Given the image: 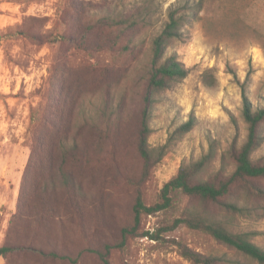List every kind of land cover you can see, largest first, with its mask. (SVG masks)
<instances>
[{"label": "rangeland", "instance_id": "rangeland-1", "mask_svg": "<svg viewBox=\"0 0 264 264\" xmlns=\"http://www.w3.org/2000/svg\"><path fill=\"white\" fill-rule=\"evenodd\" d=\"M143 1L0 0V247L17 243L12 229L30 156L31 109L42 102L43 96L49 99L48 91L54 88L51 77L56 73L54 60L59 55L73 56L71 66L91 64L86 66L95 74L88 81L87 95L96 97V102L101 95L98 91L108 89L107 86L124 95L123 117L116 126L108 128V140L103 145L88 127L80 129L81 150L76 163L70 161L68 165L90 198L88 241L76 231L69 232L62 241L60 230L55 229L52 239L66 247L61 253L65 258L23 250L8 259L0 256V264H19L25 255L31 264H191L179 254L178 242L200 253L225 254L242 264H255L212 237L186 226L161 231L191 211L211 213L234 230L254 233L253 241L264 248V199L241 187L235 188L234 200L251 207L244 215H233L175 191L173 207L145 216L139 236L121 246V230L130 219L134 203L128 179L141 166L134 140L148 84L149 44L164 27L170 7L187 1L204 3L199 20L187 27L189 38L173 41L166 51L165 58L176 55L190 73L184 80L160 91L156 98L149 144L151 148L166 145L167 148L145 186V202L148 205L158 202L164 184L175 177L183 164L200 160L213 140L218 144L217 160L205 170L203 177L214 176L223 161L227 173L234 171V160L228 152L235 139L241 146L248 134V126L241 118L244 82L254 107H264V0H154L153 26L135 33V47L129 46L127 37L118 41L112 49L115 53L106 44L104 27L98 25L86 37L82 33L90 25L89 13L79 16L71 12L73 22L66 16L71 5L86 12L89 6L99 11L111 7L123 12L141 6ZM76 20L81 28L75 24ZM69 25L77 50L73 45L48 43L50 34L65 33ZM17 28L38 33L45 42L38 44L24 36L3 38ZM87 47L89 51H84ZM192 113L197 126L169 144L170 135ZM262 130L264 137V125ZM253 160L264 164V142L253 154ZM252 183L264 188V179Z\"/></svg>", "mask_w": 264, "mask_h": 264}, {"label": "trees", "instance_id": "trees-1", "mask_svg": "<svg viewBox=\"0 0 264 264\" xmlns=\"http://www.w3.org/2000/svg\"><path fill=\"white\" fill-rule=\"evenodd\" d=\"M153 2L154 0H145L141 6L123 12L111 7L99 11L93 6H89V11L86 12L71 5L66 16L73 22L71 12L79 16H86L89 13L90 25L82 33L86 37V33L93 32L99 28L98 25L104 27L107 32V35H104L106 44L111 46L109 51L113 52L115 50L112 49H115L118 41L124 37L129 38V46L135 47L137 42L135 33L153 26ZM203 10V1L197 3L187 1L170 7L164 27L150 41L147 63L148 84L134 140L141 166L138 173L128 179L133 191L134 203L130 219L121 230L123 240L121 246H124L130 238L139 236L145 216L173 207L172 193L175 191L199 199L204 204L216 205L233 215H244L251 210L246 203L242 204L234 200L235 188L241 187L252 196L264 199V188L252 183L254 180L264 179V164L253 160V154L264 142L262 133L264 107H254L244 82L241 85L243 99L241 118L248 126V134L241 146H238L235 139L228 152L234 160V171L227 173L223 161L222 168L214 176L203 177L205 170L217 160L218 144L213 140L208 152L200 160L183 164L175 177L164 184L158 202L153 205L145 202V186L167 148V145L151 148L149 144L152 133L151 118L156 98L160 91L169 89L175 83L187 78L190 73L176 55L165 58L166 51L173 41H185L189 38L187 27L193 21L199 20ZM74 22L81 28L79 20ZM70 28L71 25L62 34H50L47 37L48 43L77 46L76 39L71 35L73 29ZM20 36L32 38L38 44L45 42V38L38 33H28L18 28L5 34L3 38L15 39ZM74 49L77 50L78 47ZM83 50L89 51V48ZM72 57L65 58L59 55L54 60L56 73L60 75L55 76L54 73L51 77L54 88L48 91L49 99L43 96L42 102L31 109L30 156L21 181L17 213L12 229L17 243L0 247V256L6 259L23 250L38 251L44 255L48 252L56 259L65 258L66 256L61 253L66 247L59 245L58 240L52 239L51 233L55 229L60 230L62 241L68 237L69 232L75 231L85 242L89 238L87 230L90 224L88 221L90 198L82 184L77 182L74 174L69 171L68 165L70 161L75 164L78 159L77 154L81 150L80 129L88 127L94 132L96 140L103 141L104 145L110 134L107 132L108 128L116 126L123 117L124 95L107 86L108 89L98 91L101 95L96 102V97L87 95L88 81L95 74L93 69L86 66L91 64L71 66ZM233 123L238 129V123L234 118ZM196 126L197 119L192 113L190 118L170 135L168 143L186 136ZM181 226L212 237L255 264H264V248L253 241L254 233L234 230L211 213L191 211L188 216L175 219L170 227L161 231L169 232ZM176 245L181 257L191 264H242L225 254L200 253L183 242H178ZM19 264H31V261L25 255Z\"/></svg>", "mask_w": 264, "mask_h": 264}]
</instances>
